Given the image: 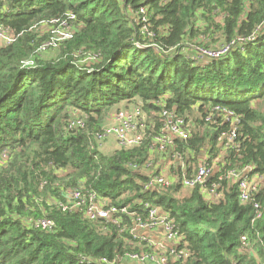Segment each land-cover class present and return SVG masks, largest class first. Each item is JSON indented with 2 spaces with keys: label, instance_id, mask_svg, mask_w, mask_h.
<instances>
[{
  "label": "trees",
  "instance_id": "obj_1",
  "mask_svg": "<svg viewBox=\"0 0 264 264\" xmlns=\"http://www.w3.org/2000/svg\"><path fill=\"white\" fill-rule=\"evenodd\" d=\"M54 19L72 36L42 59L48 37L37 39L32 27ZM0 28L13 35L0 45V264H122L128 243L140 242L131 229L147 219L145 203L174 225L177 255L166 264H264V0H0ZM206 34L211 41H198ZM236 38L243 41L228 52L198 57ZM121 101L147 111L145 134L106 156L96 136ZM215 105L239 116L223 153L227 121L205 120ZM163 107L192 125L188 139L160 154L151 146L161 121L151 113ZM172 152L188 174L187 164L217 161L205 186L218 184L220 196L205 197L199 186L182 195L179 181L145 188ZM247 166L245 177L261 182L259 218L227 178ZM69 189L126 211L90 220L83 208L63 207ZM38 219L53 228L35 226Z\"/></svg>",
  "mask_w": 264,
  "mask_h": 264
},
{
  "label": "built area",
  "instance_id": "obj_2",
  "mask_svg": "<svg viewBox=\"0 0 264 264\" xmlns=\"http://www.w3.org/2000/svg\"><path fill=\"white\" fill-rule=\"evenodd\" d=\"M143 12V9L141 10ZM72 17V16H71ZM55 22V23H53ZM53 27V34L48 37L45 46L55 45L56 43L68 40L72 35V28L68 23L64 20L54 19L51 21ZM56 33H55V32ZM0 39L6 40L4 44H8L13 42V35L8 33L7 31L0 28ZM243 41L242 38H236L231 42L225 44L222 49L214 51L207 49H198L197 54L199 58L208 59V57H217L222 53L228 52L231 47L235 44ZM208 61V60H207ZM132 112L114 110L111 118L112 124L109 127L103 128L101 133H98L97 144L100 145L102 139L106 136L113 135L118 142L119 148L130 149L140 145L143 140L145 134L146 123L143 121H139L142 119V109L141 104L137 103ZM213 112L219 113L218 118L223 121H227L229 127L228 130L222 133V140L224 142L223 149L226 147H231L233 142L235 141L237 124L239 122V116L235 115L232 111L227 108L221 107L219 105H215L209 108V113H207L205 120L209 121L213 118ZM152 115L157 116L160 119L161 124L159 127V132L154 136L152 140L151 148L153 150H157L160 154L166 153L165 151L169 150L172 145V141L174 139L186 140L190 137L191 125L192 123L189 121H185L183 117L176 116L171 110L163 107L158 112H152ZM81 121L70 122V125L79 124ZM151 127H154V123L151 124ZM173 158L172 161L168 163L169 167L177 170L178 167L181 168L180 175H177L175 170L169 172L168 176H164V174L158 173L151 174L146 179L144 187L147 189L156 188L158 186H169L174 182L179 181L184 188L193 189L199 186L200 191L205 195V197H210L216 199L220 196V192H218L219 185L212 184L210 187H206L205 183L210 178V176L216 170L217 161H212V163H208L205 160L199 161L197 166L194 168L191 174H188L187 170L184 167V162L181 154L178 152H172L170 154ZM6 157L5 153L1 154V158ZM166 163V165H167ZM175 165H178L176 167ZM155 168V167H154ZM248 166L243 168L242 171L229 170L227 172V178H231L237 185V197L242 204L250 203L256 209L255 217H261L262 213L259 211V205L257 201L254 199V194L256 193L260 178L257 176H253L251 178H247L246 173L249 172ZM163 169V168H162ZM161 169V170H162ZM68 205H64V208H83L85 217L90 220L104 219L110 221L112 215L117 211L125 212L126 209H116L115 206H111L109 204L100 206L95 192H89L85 198H83L81 192L77 189H69L67 192ZM145 206L148 208V217L145 220H140L139 218L135 221L134 227L131 229L132 232L137 233L138 231L149 230L158 225L162 226L165 241H168L170 244L169 247H164L159 243H154V247H149L145 252L140 251H129L124 254L126 259H129L136 264H166L168 261L167 255H177L175 251V244H177L178 237L174 232V225L172 220L167 218V215L159 211V208L152 206L149 203H145ZM35 226H39L43 230H51L54 226V222L49 219H38ZM140 237V236H139ZM246 238L242 237L244 241ZM145 240L146 242H150L146 240L144 236L140 237V241ZM144 243V242H143ZM103 263L113 264L114 261H108L105 257H101L99 259Z\"/></svg>",
  "mask_w": 264,
  "mask_h": 264
},
{
  "label": "rangeland",
  "instance_id": "obj_3",
  "mask_svg": "<svg viewBox=\"0 0 264 264\" xmlns=\"http://www.w3.org/2000/svg\"><path fill=\"white\" fill-rule=\"evenodd\" d=\"M55 23V22H53ZM53 29H55V27H53L52 23L51 22H46V21H43V22H40V23H37L35 25H33L32 27V31L33 33L37 36V39H45L47 37H50L53 33ZM55 32V31H54ZM56 33V32H55ZM202 37H199L198 38V41H202V42H206L210 39L211 41V36L209 34H206V35H201ZM4 42H6V40L4 39H0V45H3ZM210 43V42H209ZM56 47L55 46L54 48H52V45L50 46H45L43 45L42 48H40L39 50V54L40 55V58L42 59H48L49 57H52L53 55H55V50H56ZM49 49V50H48ZM208 60V59H207ZM210 61V60H209ZM128 102H124V101H121L119 103H117L113 109L106 115V117L104 118V121H103V125L105 127H109L111 124H112V118H111V115L113 113L114 110H121V111H128V112H132V110L134 108H136L135 106L138 105L137 103H132L131 104H126ZM130 103V102H129ZM119 105V106H118ZM117 106V107H116ZM147 111L146 110H142V119H139V121H143L144 123L147 124V121H148V115L146 113ZM78 112L75 111V114H77ZM215 118H218L219 116V113H216V112H213L212 113ZM222 140V139H220ZM97 147L99 148V150L101 151V153H103L104 155L106 156H110L111 154L114 153V151H116L117 149H119V145H118V142L117 140L115 139V137L113 135H109V136H106L104 139H102L100 145L97 144ZM225 149H222L221 152L223 153ZM204 153V152H203ZM154 159H157L158 158V154L154 153ZM169 161H172L173 158L172 156L170 155L169 156ZM159 159L155 160L154 162L157 163ZM153 163V162H152ZM170 163V162H168ZM165 164L163 169H159V172L164 174V176H168L169 172L171 171V168L169 167V165ZM159 164H162V160L159 161ZM187 165H190L193 169L196 167V165H193V164H187ZM176 167H178V165H175ZM184 167L185 169H187V166L186 164H184ZM138 171H145L146 173L149 172V169L148 167H144V168H136ZM177 171L174 167V169H172V171ZM261 184V182H260ZM189 190L187 188H184L182 189V195L186 194ZM101 198V197H100ZM98 202L100 204V206H103V205H107L108 202L104 201L103 198H101V200L98 199ZM146 240L150 241L148 238H146ZM144 242V243H142ZM130 248L127 247L129 250L128 251H140V252H145L146 249H148L149 247H154V243L152 241L150 242H146L145 240H141L140 242H130L128 243ZM164 244H162L163 246ZM127 246V245H126ZM118 260L119 262H121L122 264H136L135 262L129 260V259H126L124 255L122 256H119L118 257Z\"/></svg>",
  "mask_w": 264,
  "mask_h": 264
},
{
  "label": "crops",
  "instance_id": "obj_4",
  "mask_svg": "<svg viewBox=\"0 0 264 264\" xmlns=\"http://www.w3.org/2000/svg\"><path fill=\"white\" fill-rule=\"evenodd\" d=\"M158 159H159V157H158ZM154 167L157 170H159V168L157 166H154ZM159 211H160V209H159ZM137 233H138V235L140 237L144 236L145 238H148L150 241H152L154 243H159L160 245L164 244L163 245L164 247H169L170 244H171L168 241H165V235H164V232H163V229H162L161 225L153 227V228H151L149 230L138 231ZM140 237H139V239H140Z\"/></svg>",
  "mask_w": 264,
  "mask_h": 264
}]
</instances>
